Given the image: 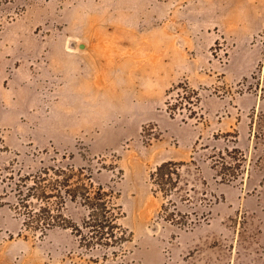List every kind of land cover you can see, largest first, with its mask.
<instances>
[{
	"label": "rangeland",
	"instance_id": "rangeland-1",
	"mask_svg": "<svg viewBox=\"0 0 264 264\" xmlns=\"http://www.w3.org/2000/svg\"><path fill=\"white\" fill-rule=\"evenodd\" d=\"M55 161L116 186L127 241L94 262L2 207L0 264H264V0H0V173Z\"/></svg>",
	"mask_w": 264,
	"mask_h": 264
},
{
	"label": "trees",
	"instance_id": "trees-1",
	"mask_svg": "<svg viewBox=\"0 0 264 264\" xmlns=\"http://www.w3.org/2000/svg\"><path fill=\"white\" fill-rule=\"evenodd\" d=\"M187 88L185 91H190V95L186 98L190 100L196 91ZM168 104L172 116L179 104ZM186 165L185 162L167 161L158 166L151 173L154 192L162 193L165 198L172 196ZM12 169H7L9 176L0 173V209L9 207L21 218L23 231L43 238L55 228L70 230L87 251H104L102 259L91 261L106 263L111 255H117L116 249L127 241V230L119 222L123 210L115 185L103 183L86 167L64 161L43 165L35 172L21 173ZM222 179L228 178L223 175ZM72 207L85 211L80 222L68 214ZM165 207L164 204V211ZM167 216L171 220V215Z\"/></svg>",
	"mask_w": 264,
	"mask_h": 264
}]
</instances>
